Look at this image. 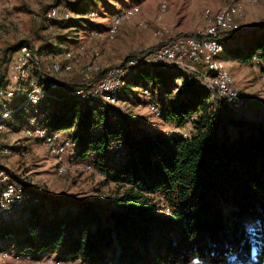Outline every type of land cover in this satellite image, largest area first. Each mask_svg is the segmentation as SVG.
<instances>
[{
    "label": "trees",
    "instance_id": "trees-1",
    "mask_svg": "<svg viewBox=\"0 0 264 264\" xmlns=\"http://www.w3.org/2000/svg\"><path fill=\"white\" fill-rule=\"evenodd\" d=\"M95 5L92 0L86 4L90 10ZM69 6L76 4L69 1ZM76 7L79 13L86 11ZM71 21L67 28L89 23L83 17ZM224 32L220 40L224 49L229 43L235 58L244 60V42L251 59L257 54L264 62V24L249 31L243 40L239 36L245 30ZM26 45L21 41L7 48L4 63ZM39 51L46 59L40 57L42 71H34L47 96L37 106L29 104L35 112L55 104L50 114L39 119L48 137L61 134L71 144L69 156L93 166L115 183L118 195L115 206L102 215L92 202L39 192L0 166L29 199L17 211L16 220L0 216V241L16 242L17 238L22 248L37 253L57 249L61 261L81 260L85 264H264V121L232 118L208 103L211 91L197 85L191 75L148 64L127 78L120 101L133 98L134 88L147 79H159V86H169L183 77L176 88L180 95L177 102L171 104L160 97L162 105H153L165 121L179 126L190 121L193 131L189 136L134 135L125 111L116 108L120 103L84 101L71 93L81 88V76L74 80L77 83L51 89L45 63L49 60L51 65L62 48L46 43ZM7 77V71L0 73V89L5 91L12 88ZM26 93L21 92L5 111L18 108ZM53 94L58 100L51 97ZM26 103L11 117L22 112ZM118 144L122 149H116ZM115 154L120 157L118 166L111 163ZM69 204L72 208H67ZM25 212L28 216L22 220Z\"/></svg>",
    "mask_w": 264,
    "mask_h": 264
},
{
    "label": "rangeland",
    "instance_id": "rangeland-1",
    "mask_svg": "<svg viewBox=\"0 0 264 264\" xmlns=\"http://www.w3.org/2000/svg\"><path fill=\"white\" fill-rule=\"evenodd\" d=\"M69 1L74 2L80 8H86V11L79 13L76 6H69ZM76 1L2 0L0 3V73L7 71V78L11 81L10 87H12L6 91L0 89V105L3 104L2 109L0 108V166L6 167L17 176L31 183L39 192L62 195L72 200L92 202L98 206L99 212L104 215L109 208L115 206L114 199L118 195L116 184L108 181L93 166L77 162L73 159V156L70 157L71 144L65 141L61 134H54L50 138L53 145L48 144L47 135L49 132L42 130L44 126L40 120L54 110V103L44 105L38 112H35V109L31 107V105L37 106L47 96V93L42 92V86L37 81L40 76L35 75L37 73L35 68L42 71L40 57L43 60L46 59L44 57L46 54L43 57L40 56L39 48L46 43L54 44L56 48H62V51L54 57L56 59L51 65L49 60L48 63H45L49 74L47 75V81L51 89L57 90L63 86L54 85L53 80L62 83H77L74 80L81 76L82 80L79 86L82 88L80 89L89 90L91 79H94L97 74L106 70L109 72L115 71L117 68L121 70L124 66L127 67L131 59L141 57L144 53H146V60H140L131 69L128 68L122 75L125 80L136 74L139 66L148 64L158 65L162 69L175 70L173 66L150 64L149 61H156L157 59L152 53L160 44L163 42L166 44L176 36L205 35L209 26L205 16L207 10L219 12V10L232 6H240L241 11L233 18L232 29L230 30L238 27L245 30L246 32L239 36L243 40L249 31L264 24V0H257L255 3L247 0H126L129 4L134 5L125 7L118 12H116V8L122 7L123 4L120 0H97L96 7L91 10L87 9L86 6L87 3H90V0H80L79 3H76ZM106 2H109V5H106ZM55 6H58L57 13L51 17L49 12L54 10ZM152 8L163 20L161 23L155 24L156 26L153 28H151L152 22H150V10ZM170 9L172 12L169 14ZM137 14L144 16L138 22V25L145 32L150 33V28L153 29V32L161 38L157 41V44L152 45H150V40L145 41L143 38L142 42H134L123 47L122 52H115L114 46L119 45L122 25L133 19ZM171 14L172 16H170ZM80 16L87 20L90 17L93 22H97V19H110L106 34L100 31L95 34L87 30L73 31L71 28L66 27L71 24V19H77ZM115 17L121 21L117 26L114 37L111 39L109 28L112 26ZM87 24L91 25V22L89 21ZM178 25L180 28H186L185 31L175 32L174 30ZM75 39H77V42L74 41ZM21 41H26V46L32 49L23 47L26 49V53L29 52V56L21 55L20 65H16L19 53L24 52L22 48L21 51L18 50L10 54L9 62L4 63L5 57H8L5 53L6 49ZM82 44L83 46L86 45L84 46L87 49L86 53L82 51ZM242 44L244 42L241 43L243 50L245 48V51L242 52L244 60L242 58L238 60L234 57L233 52L229 50V43L226 44L225 49L223 47L222 52L216 57L230 76V87L244 101L243 107L245 108L241 112L230 109L215 92L214 73L206 65H204V81L206 83L199 82V85L201 88L211 91L207 101L213 108H222L229 116L238 120L261 122L264 121V62L258 58L257 54L252 55L253 58L251 59L249 53H246L247 48ZM67 51L71 52L64 54ZM100 53L103 54V59ZM48 57L50 58L51 55ZM158 62L163 61L158 59ZM43 67L45 69V66ZM96 67L99 68L97 73H95ZM184 68H180V71ZM40 75L42 76V74ZM115 76L116 74L112 75L109 82ZM197 76H202V70H199ZM193 78H195L194 75ZM183 80V77H179L171 81L169 86H159L157 82H162L161 80L147 79L144 84L137 87V95L134 96L133 94L131 97H134L127 100L128 102L123 100L126 102L124 105L121 102L122 99L120 101L119 95L126 83L118 90L116 101H107L104 98L101 100L109 104L120 103L116 108H122L125 111L127 118L132 122L131 126H134L131 128L134 135L138 132H147L152 135L168 133L177 136H189L193 131V125L190 121L182 126L165 121L159 116L160 113L156 107L162 105V102L159 101L160 97L171 104L177 102L180 95L179 90L176 88H180L179 85ZM173 83L178 85L174 86ZM85 85L88 88H85ZM44 88H46L45 85ZM170 88L172 91H169ZM92 89H97L96 83L92 84ZM25 90L27 91L25 109L11 117L25 102L20 103L18 108L6 111L5 109H9L10 104ZM71 93L74 94L75 90ZM51 97L58 100L56 94ZM78 97L88 101L82 96ZM13 105H15V102ZM5 120H8V122L5 123ZM116 149H122V145L118 144ZM111 158V163L114 166L120 164L118 154L113 155ZM9 176L11 177V183L17 190L24 193L17 187L13 177L10 174ZM18 186L26 190L25 187ZM3 189L0 185V216L3 219L16 220L18 217L17 211L19 212V208L27 204L28 196L24 193V200L21 199L19 203H12L9 207L3 208L1 205V190ZM68 206L67 208H72L71 204ZM61 211H65V209ZM41 212V214H44L45 211ZM26 216H28V212L23 214L22 220H25ZM20 240L24 239L21 238ZM59 255L57 249L37 253L31 249L22 248L17 238L16 242L0 241V264H85L81 260L61 261ZM190 264L199 263L192 262Z\"/></svg>",
    "mask_w": 264,
    "mask_h": 264
},
{
    "label": "bare ground",
    "instance_id": "bare-ground-1",
    "mask_svg": "<svg viewBox=\"0 0 264 264\" xmlns=\"http://www.w3.org/2000/svg\"><path fill=\"white\" fill-rule=\"evenodd\" d=\"M251 2H256L257 0H247ZM2 0H0V3ZM241 11L240 6H232L227 9L219 10V12H212L211 10H207L205 13V16L207 18L209 26L207 27L205 35L202 36H210L215 35L218 31H229L232 29V23L233 18L239 14ZM56 10H52L49 12V16H55ZM119 18H113V24L109 28V37L112 39L114 37V34L116 33L117 26L120 23ZM239 28V27H238ZM237 28V29H238ZM236 30V29H235ZM175 46V38H171L166 44H164V47H172ZM223 42L220 40V36L211 37L208 45V52H207V61L206 66L210 69L211 72L214 73V90L218 94L219 97L223 99L225 104H227L230 109L236 110L241 109L244 105V101L240 96L237 95V93L230 87V76L228 72L222 67V64L220 61L216 58L218 54H220L223 50ZM24 49V48H23ZM157 57L158 59L165 62V53H158V48L155 50L154 53H152ZM26 56H29V52L26 53ZM133 59H131L129 62H132ZM135 65V64H134ZM132 66H129L128 68L131 69ZM59 69V67L57 66ZM127 67H123L121 70H119L118 74H116L115 78L111 80V82H107L106 87H101L102 82L107 81V74H102L103 72H109V71H103L97 74V76L93 79L92 84L96 83L97 89H78L75 91V95L82 96L84 99L87 100H97V99H105L107 101H116V96L118 94V90L124 86L127 83V80L123 78V73H125L128 69ZM175 70H180V68H184L181 66H174ZM57 69V70H58ZM95 73L99 71V68H95ZM199 74V73H198ZM197 74V75H198ZM195 75L194 81L197 85H199V82L201 83L202 76ZM219 77H221V80H219ZM82 88V87H81ZM85 88H88L87 85H85ZM91 91V92H89ZM219 93H224L220 94ZM90 101V102H91ZM243 107L241 111L244 109ZM44 130V129H42ZM46 131V130H45ZM50 138L47 135V139L49 141V145H53V143L50 141ZM6 173V174H5ZM0 185L4 188L1 190V205L2 207H9L10 204L14 203L17 204L20 202L21 199H25V194L21 193L17 190V188L11 183V177L9 174L0 169Z\"/></svg>",
    "mask_w": 264,
    "mask_h": 264
},
{
    "label": "built area",
    "instance_id": "built-area-1",
    "mask_svg": "<svg viewBox=\"0 0 264 264\" xmlns=\"http://www.w3.org/2000/svg\"><path fill=\"white\" fill-rule=\"evenodd\" d=\"M54 10H58V8L54 7ZM224 32L222 30L218 31L215 35L210 36H200V35H188V36H176L175 37V46L172 47H164V42L158 46V53H165V62H158V55L156 61H149L150 64H161L166 66H181L186 67V71L194 73L195 70H202V79L200 80L203 83L204 81V65L207 61V52L208 45L211 37L220 36ZM21 55H26V49H24L23 53H19L18 59L16 60V65H20ZM140 60H146V53H144L141 57L133 58L132 62L127 64V68L136 64V62ZM119 72V68L115 71L111 72H103L102 74H107V81L102 82L101 87H106L108 81L112 75L117 74ZM13 77V75H12ZM221 80V77H219ZM54 85L62 86L67 83L55 82L53 80ZM92 82L91 79V90H92ZM224 94V93H219ZM236 112H241V109H236ZM67 156V155H66Z\"/></svg>",
    "mask_w": 264,
    "mask_h": 264
},
{
    "label": "crops",
    "instance_id": "crops-1",
    "mask_svg": "<svg viewBox=\"0 0 264 264\" xmlns=\"http://www.w3.org/2000/svg\"><path fill=\"white\" fill-rule=\"evenodd\" d=\"M95 4L98 3L97 0H92ZM123 4H122V7L120 8H116V12H118L119 10L125 8V7H128V6H131V5H134V4H129V2H127L126 0H120ZM106 5H109L106 4ZM105 6V5H104ZM95 8V7H94ZM98 8V7H97ZM171 9H172V6H171ZM170 9V12L169 14L172 12ZM142 14V13H141ZM141 14H137L133 19L125 22L122 27H121V35H120V42H119V45H115L114 46V51L117 52V51H120L122 52L123 51V47H125L126 45H129V44H133L134 42H142V39L144 38V40H150V45L154 44V43H158L157 41H159V39L161 38V36H158L156 35L154 32H153V27H155L157 23H161L162 18L157 15V12H155V9L152 8L150 10V22H152L151 24V28H150V33L149 32H145L139 25H138V22L140 20H142V18L144 16H142ZM173 14V13H172ZM172 14L170 16H172ZM81 17V16H80ZM83 17V16H82ZM170 18V17H169ZM89 21H91V25L87 26L85 24L84 27H71V29L73 31H84V30H87V31H91L92 33H97V32H103L104 34H106L107 32V29H108V26L110 24V19H102V20H98L97 19V22H93V19H91L90 17L88 18ZM93 22V24H92ZM204 27H205V22H204ZM186 28H180L179 25L178 27H176V29L174 30L175 32H183L185 31ZM78 33V32H77ZM93 34V35H94ZM75 42H77V39L74 40ZM74 42V43H75ZM110 42V41H109ZM82 46V51H84L85 53L87 52V49L84 47L86 45L83 46V44L81 45ZM100 56L101 58L103 59V54L100 53ZM183 72H185L186 74L188 75H191L193 77V75H197L199 73V70H195L194 73L192 72H188L186 71V68H184L183 70H181ZM158 83V82H157ZM137 88H134V90H136ZM126 94H132V91H127ZM137 95L136 93L134 94V96ZM133 96V97H134ZM155 98V97H154ZM123 104H126L125 101H121ZM128 102V101H127ZM21 255V254H20ZM22 256V255H21Z\"/></svg>",
    "mask_w": 264,
    "mask_h": 264
}]
</instances>
